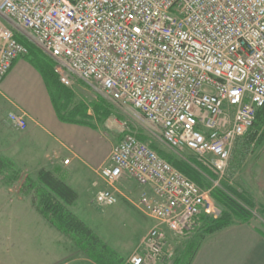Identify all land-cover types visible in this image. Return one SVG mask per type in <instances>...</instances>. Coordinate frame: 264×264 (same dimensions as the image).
<instances>
[{"label":"built area","instance_id":"obj_1","mask_svg":"<svg viewBox=\"0 0 264 264\" xmlns=\"http://www.w3.org/2000/svg\"><path fill=\"white\" fill-rule=\"evenodd\" d=\"M16 35L54 61L63 86L80 80L130 106L221 177L264 108V0H0V83L29 53ZM9 122L28 127L22 114ZM97 176L99 206H116L117 185L132 181L135 208L154 223L127 264H169V234L187 239L217 217L209 193L133 133Z\"/></svg>","mask_w":264,"mask_h":264},{"label":"crops","instance_id":"obj_2","mask_svg":"<svg viewBox=\"0 0 264 264\" xmlns=\"http://www.w3.org/2000/svg\"><path fill=\"white\" fill-rule=\"evenodd\" d=\"M11 114L26 117L28 127L25 131L9 124ZM99 133V129L59 120L43 75L26 57L18 59L0 83V156L33 177L46 169L63 180L78 194L70 211L87 225L79 214L81 204L88 209L90 200L95 202L98 192L105 188L97 171L108 164L111 155L108 143L106 149L101 150ZM66 160L69 164L64 163ZM129 182L122 180L117 185L118 204L131 216L132 224L142 227V233L137 245L131 248H124L120 242H115L112 248L108 245L117 255V264H123L125 258L137 250L154 224L135 208L142 189ZM11 193L5 189L0 191L1 249L9 252V258L2 253L5 264H97L35 212L29 202L11 198ZM91 229L105 243L103 233ZM263 234L252 223H234L206 235L191 264H264ZM199 236L194 233L178 241L169 234L176 250Z\"/></svg>","mask_w":264,"mask_h":264},{"label":"rangeland","instance_id":"obj_3","mask_svg":"<svg viewBox=\"0 0 264 264\" xmlns=\"http://www.w3.org/2000/svg\"><path fill=\"white\" fill-rule=\"evenodd\" d=\"M6 25L8 24L6 23ZM71 91L74 94V101L72 102L74 106L83 104L89 107L88 114L92 116L89 122L100 130L99 134L102 136V138H100L102 142L101 150H105L107 147L106 143H108L111 145L112 151V148L122 139L125 133H133L142 142L161 154L164 159L166 158L171 164L172 162L178 161L188 165L197 178V180L193 179L194 182L209 193L208 195L212 206L217 210V217L220 216L223 211L221 206V202L223 201L222 195H229L231 197V194H233L234 200L241 203L240 200L234 196L238 195V197L240 196L253 204L254 209L252 213L254 218L251 223L264 232V139L258 140L259 134L258 136L256 134V138L254 139L248 134V137L246 136L238 141L233 149L227 171L221 177L214 172L210 162L198 160L194 154L188 150L180 152L167 146L163 141L161 130L152 128L144 121L142 116L135 112L130 106L111 103L108 99L103 97L98 90L88 86L80 80L75 81ZM99 96H102L106 103L108 102L111 106V110L109 111L111 112L110 115L107 119L101 121L97 120L94 110L90 107L92 103H102ZM58 101L57 105L59 106ZM27 173L29 172H25V174ZM5 176H8V174L5 173V175L3 174V176H0V191L4 189L10 190L12 192L11 198L25 199L32 206L31 198L20 193V183H11L13 178L9 176L10 178L7 180L4 179ZM96 180L101 184L99 179L96 178ZM129 183H131V185L136 184L132 181ZM98 189H102V187ZM89 204L90 206H88V209L84 208V205L81 204V212H79L81 215L80 217H82L88 225H91V228L95 231L99 230L103 233L106 238V241L104 240L105 243L111 248L114 246L115 242H120L121 246L128 249L135 245L140 239L142 227H137L135 224H132L130 221L132 220L131 216L126 211L121 210L119 204L109 208L101 207L91 200ZM34 211L37 212L36 210ZM143 217L146 218L145 216ZM147 221H145L146 225ZM237 222L240 221L234 219V223ZM0 234L2 235L1 230ZM199 241H202V237L198 242ZM2 244L0 237V264H5L2 260V253H4V250L2 251L1 249ZM136 251H133L126 257L123 264H127L128 259ZM4 256L9 258V252H5ZM172 262L173 260L169 264H172Z\"/></svg>","mask_w":264,"mask_h":264},{"label":"trees","instance_id":"obj_4","mask_svg":"<svg viewBox=\"0 0 264 264\" xmlns=\"http://www.w3.org/2000/svg\"><path fill=\"white\" fill-rule=\"evenodd\" d=\"M16 38L28 48L29 53L26 59L43 75L59 120L69 124L98 129L89 122V119L92 118L88 114L89 107L83 104H80V106L72 104L74 94L70 88L63 86L59 82L58 76L54 72V61L26 39H22L18 35H16ZM99 99L102 103L95 102L90 107L94 110L97 120L101 121L108 118L111 113L109 112L111 106L108 102L106 103L102 96H99ZM248 134L253 139L256 138V134L257 136L259 134L258 140L264 139V108L259 110L254 125ZM159 155L163 157L161 154ZM172 164L193 182L197 180L194 172L185 163L177 161L172 162ZM5 173L8 176H5L4 179L9 180V176H11L13 178L11 183H20V193L31 198L34 210L70 240L89 259L97 264H117L116 253L86 223L70 211L69 208L78 200V194L63 180L46 169H41L36 177L25 174L12 161L0 156V176L5 175ZM234 196L241 203L234 200L233 194H231V197L222 195L221 206L223 211L221 215L218 217H203L201 227L196 232L200 236L195 240L185 242L180 249H175V257L172 264H191L202 243V241L198 242V240L201 237L203 240L204 236L233 225L234 219L251 224L254 218L252 213L253 204L240 196L238 197V195Z\"/></svg>","mask_w":264,"mask_h":264}]
</instances>
